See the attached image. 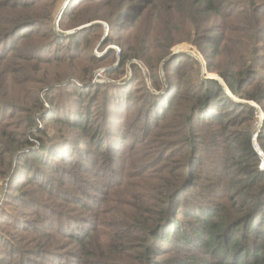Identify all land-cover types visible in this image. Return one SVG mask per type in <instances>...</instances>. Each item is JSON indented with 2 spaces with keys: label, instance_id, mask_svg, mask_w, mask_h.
Wrapping results in <instances>:
<instances>
[{
  "label": "trees",
  "instance_id": "16d2710c",
  "mask_svg": "<svg viewBox=\"0 0 264 264\" xmlns=\"http://www.w3.org/2000/svg\"><path fill=\"white\" fill-rule=\"evenodd\" d=\"M58 1L0 0V264H264V0Z\"/></svg>",
  "mask_w": 264,
  "mask_h": 264
},
{
  "label": "rangeland",
  "instance_id": "374dc122",
  "mask_svg": "<svg viewBox=\"0 0 264 264\" xmlns=\"http://www.w3.org/2000/svg\"><path fill=\"white\" fill-rule=\"evenodd\" d=\"M68 0H59L58 1V3L55 5V7H54V12H53V15H54V27H55V31H57V32H59V30L60 31H64V30H62V29H60V27H59V25L57 26L56 25V22H57V18H58V16H59V14H60V12H62V10L64 11L65 10V8H66V6H67V4H68V2H67ZM66 2H67V4H66ZM61 18V17H60ZM59 19V18H58ZM104 30L106 31V32H108V28H107V25H106V28H105V26H104ZM68 31V30H67ZM125 32L126 31H124V34H125ZM105 40V37L100 41V43L101 42H103ZM100 43L98 44L99 46H100ZM99 46H97L96 48H94V50H93V52H94V54L97 56V57H100V58H104L105 56H106V54H107V52L111 49V48H113V46H116V47H119L120 48V46H119V44H110V45H105L104 47H102V49H100L99 48ZM115 49V48H114ZM116 51L115 52H117V49H115ZM173 51H174V53H175V51H178V52H188V53H190V54H192L193 56H196L197 58H199L200 59V61L202 62V65H203V76H204V74H205V78H214V79H217V80H219L221 83H223V79L218 75V74H216V73H211V72H208L207 71V69H206V64L204 63L205 61H204V59L202 58V56H201V54L199 53L200 51L198 50V48L197 47H195L194 45H192V44H190V43H181V44H178V45H176L175 47H173ZM118 53V52H117ZM177 53V52H176ZM119 54V53H118ZM106 65V63L104 64H101V65H99L98 67H96L95 69H93V71H92V73H93V78H94V75H95V73L98 71V70H106V71H108V70H110V69H112V68H114L115 66H105ZM130 75H131V72L129 73V75H124L122 78H124L125 79V81L124 82H120V83H126V81L127 80H129L130 79ZM111 79H109L108 77H107V75L104 73V81L102 82V83H106V81L108 82V81H110ZM251 104H253L257 109H258V117L260 118V116H261V113H262V110L260 109V107L258 106V104H256V103H253V102H251ZM97 108V107H96ZM41 123V122H40ZM44 123V122H43ZM43 123H41V126L40 127H44V124ZM46 125V124H45ZM261 126H262V122L260 121L258 124H257V127H258V130H259V128H261ZM57 126L56 125H53V124H51L50 126H49V128H52V129H55ZM7 191H8V183H7V181L5 180H1L0 181V214L3 212V210H13V206L11 205H9V202H8V197L6 196V193H7ZM3 230H5L4 229V226H2L1 228H0V231H2L3 232ZM1 252H2V249H1V247H0V254H1ZM1 256V255H0Z\"/></svg>",
  "mask_w": 264,
  "mask_h": 264
},
{
  "label": "water",
  "instance_id": "95a60500",
  "mask_svg": "<svg viewBox=\"0 0 264 264\" xmlns=\"http://www.w3.org/2000/svg\"><path fill=\"white\" fill-rule=\"evenodd\" d=\"M70 0H68L67 2H69ZM67 2H66V4H67ZM62 13H63V10H62V12H60V14H59V16H58V18H57V22H56V25L58 26V24H59V20H60V17H61V15H62ZM75 30H70V31H60L59 30V33L61 34V35H66V34H70V33H73ZM176 52H178V51H175V53ZM214 79V78H213ZM253 144H254V146L256 147V149L258 150V152H259V154L261 155V157L263 158V162H264V153H263V151L260 149V147L258 146V142H257V135H255V137H254V140H253ZM263 169H264V164H263Z\"/></svg>",
  "mask_w": 264,
  "mask_h": 264
},
{
  "label": "built area",
  "instance_id": "2783aa9c",
  "mask_svg": "<svg viewBox=\"0 0 264 264\" xmlns=\"http://www.w3.org/2000/svg\"><path fill=\"white\" fill-rule=\"evenodd\" d=\"M113 48L117 49L118 53L120 52L119 47L113 46ZM103 81H104V70H98L94 75L93 83H102ZM263 116L264 113L262 112L260 118H263Z\"/></svg>",
  "mask_w": 264,
  "mask_h": 264
}]
</instances>
